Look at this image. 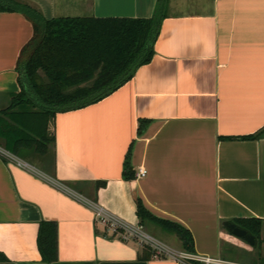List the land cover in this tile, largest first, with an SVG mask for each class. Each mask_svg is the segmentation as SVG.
<instances>
[{
	"label": "crops",
	"instance_id": "1",
	"mask_svg": "<svg viewBox=\"0 0 264 264\" xmlns=\"http://www.w3.org/2000/svg\"><path fill=\"white\" fill-rule=\"evenodd\" d=\"M21 1L46 18L151 17L157 2ZM172 8L173 0L154 57L132 79L97 103L56 115L50 157L33 150L19 157L0 137V149L67 188L0 153V264H180L143 258L138 241L109 232L75 195L134 226L140 198L155 216L192 232L196 255L264 264V0H195L191 11ZM33 35L23 13L0 11V112L21 90L18 61ZM141 120L148 123L139 134ZM127 159L131 180L124 177ZM141 167L147 175L137 178ZM253 217L263 221L254 246L223 225ZM44 222L57 228L58 258L51 263L38 245ZM225 241L246 251L232 256Z\"/></svg>",
	"mask_w": 264,
	"mask_h": 264
},
{
	"label": "trees",
	"instance_id": "2",
	"mask_svg": "<svg viewBox=\"0 0 264 264\" xmlns=\"http://www.w3.org/2000/svg\"><path fill=\"white\" fill-rule=\"evenodd\" d=\"M171 0H157L151 17L58 16L46 18L39 9L21 0H0V11H19L34 25V35L18 61L20 92L0 112V137L4 147L19 157L33 150L50 157L55 132L50 129L56 115L97 103L132 79L155 54L162 23L170 14ZM147 120H141L142 134ZM124 177L135 178L129 159ZM139 224L160 225L178 236L182 250L195 253L192 232L179 223L152 214L137 199ZM239 226L261 239L262 219L236 218ZM38 245L47 263L58 258L57 228L40 226ZM143 258L152 249L143 246ZM5 259L0 252V260ZM188 264H203L187 260Z\"/></svg>",
	"mask_w": 264,
	"mask_h": 264
},
{
	"label": "built area",
	"instance_id": "3",
	"mask_svg": "<svg viewBox=\"0 0 264 264\" xmlns=\"http://www.w3.org/2000/svg\"><path fill=\"white\" fill-rule=\"evenodd\" d=\"M0 153L6 156L7 158L16 161V163L24 169L32 171L33 173L44 177L47 181L52 183L53 185L67 190L65 184H63L58 179L52 178L44 174L41 170H39L35 165L31 164L30 162L24 161L19 159L9 151L5 149H0ZM147 175V170L145 168H139L137 171V178L145 177ZM75 195V194H74ZM80 201L84 202L88 206L92 207L96 213L98 219L107 227V230L112 234L118 236L120 239L124 241L128 240H136L140 243V245L149 246L153 251V257L161 258V257H172L177 259L180 264H188L187 260L193 259L195 261H199L203 264H210V263H217V264H224L225 262L221 259L211 258V257H204L196 255L195 253L185 252L183 250L179 251L176 249L171 248L170 246L166 245L162 241L158 240L157 238L153 237L149 233L143 231V225H130L123 221L122 219L118 218L117 216L113 215L112 213L105 210L102 206L96 204L95 202L81 196L75 195Z\"/></svg>",
	"mask_w": 264,
	"mask_h": 264
},
{
	"label": "rangeland",
	"instance_id": "4",
	"mask_svg": "<svg viewBox=\"0 0 264 264\" xmlns=\"http://www.w3.org/2000/svg\"><path fill=\"white\" fill-rule=\"evenodd\" d=\"M173 3V13L191 11L193 10V8H195V0H173ZM143 231L149 233L150 235L162 241L173 249L177 250L178 245L180 244V240L177 235L166 232L160 225L151 222L147 223V225L143 227ZM224 249H226L227 251L232 249V256L236 257L241 256V253L244 254V252L246 251L245 248H242L239 245L234 246L227 241L224 242Z\"/></svg>",
	"mask_w": 264,
	"mask_h": 264
},
{
	"label": "water",
	"instance_id": "5",
	"mask_svg": "<svg viewBox=\"0 0 264 264\" xmlns=\"http://www.w3.org/2000/svg\"><path fill=\"white\" fill-rule=\"evenodd\" d=\"M223 225L231 235L244 240L252 246L256 245L258 240L256 236L250 233L247 229L239 226L236 222L226 220Z\"/></svg>",
	"mask_w": 264,
	"mask_h": 264
}]
</instances>
